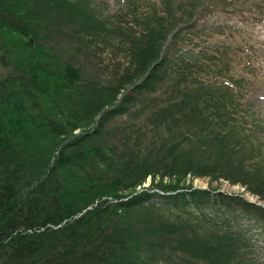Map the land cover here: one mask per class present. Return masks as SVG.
Masks as SVG:
<instances>
[{
  "label": "trees",
  "instance_id": "obj_1",
  "mask_svg": "<svg viewBox=\"0 0 264 264\" xmlns=\"http://www.w3.org/2000/svg\"><path fill=\"white\" fill-rule=\"evenodd\" d=\"M245 1L129 0L112 17L89 0H0V264H264V206L186 177L264 201L238 50L179 48L215 10L264 17Z\"/></svg>",
  "mask_w": 264,
  "mask_h": 264
},
{
  "label": "rangeland",
  "instance_id": "obj_2",
  "mask_svg": "<svg viewBox=\"0 0 264 264\" xmlns=\"http://www.w3.org/2000/svg\"><path fill=\"white\" fill-rule=\"evenodd\" d=\"M230 1V0H228ZM94 7L105 15L115 17V13L123 11L129 0H89ZM251 0L245 1V9H250ZM191 38V40H189ZM187 43H182L181 47L186 48L195 43H199L202 46H196L193 53L197 54L201 49L210 51L211 49L223 50L226 45L228 49L238 50L236 57L240 59L241 63L234 64L230 68V72L235 77L241 80L242 95L241 100L249 102L254 112L259 115L260 121L264 124V17L252 18L245 15H241L239 12L233 10H215L209 13L202 21V23L190 33L184 35ZM187 49H184V51ZM234 59H236L234 57ZM131 92H124L123 95H128L131 98ZM133 98V96H132ZM153 100L151 95H138L135 100L136 104H141L142 101ZM126 115H122L116 118V121H121L127 118ZM261 124V125H262ZM160 175H157L156 180ZM165 180V177H163ZM192 185L200 187H209L212 192L229 193L235 191H245L247 198L254 200L264 206V201L261 200L258 195L254 194L250 190L246 189L241 183L230 184V182H222L220 178L218 180H211L209 176L197 175L193 179L188 178ZM152 177L149 175L145 181L136 187V191L144 188L151 187ZM154 190V189H153ZM123 190L122 192H124ZM135 192V191H134ZM116 199L112 195H103L102 198H96L93 205H98L101 202H113ZM91 208L88 206V209ZM157 211H166L167 216L175 215L176 212H182V208H172L155 206ZM141 209H144L143 207ZM188 212H208L212 211L209 206L195 207L190 205L185 208ZM143 211V210H141ZM150 211V210H149ZM170 213V214H169ZM57 227V226H56ZM55 227V228H56Z\"/></svg>",
  "mask_w": 264,
  "mask_h": 264
}]
</instances>
